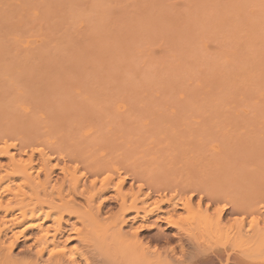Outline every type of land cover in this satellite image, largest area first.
<instances>
[{
  "label": "rangeland",
  "instance_id": "374dc122",
  "mask_svg": "<svg viewBox=\"0 0 264 264\" xmlns=\"http://www.w3.org/2000/svg\"><path fill=\"white\" fill-rule=\"evenodd\" d=\"M30 1L31 2H29V0H21L20 2L19 0H15L14 2L16 5L15 6L14 3H12V1L11 3H9L10 0H0V3H1L0 4L1 5L0 6V14H1L0 16V45H1L0 46V68L3 67L0 69V73L3 72L1 73V75L3 76L0 77V85H1L0 87H2L0 89L1 91L0 92L1 94L0 96V108H1L0 109L1 110L0 111V132H9L13 134L12 136L18 135L19 133L20 137L22 136V134L24 135L25 133H31L33 135H30L29 137L39 138L40 135H37V133L40 134L41 131H43L41 129L44 128V130H46L45 127L48 126V129L50 128V130L53 131V133L51 134L52 136H54V138L51 139L52 137L50 136V138L45 137L42 140L49 139V141L52 143L51 145L52 147L57 148V145L55 144L56 143L58 144L59 142L57 141L58 139H56L55 136H57V138L58 136H60V138H62L61 136H63L65 141H67V143L65 142V144H68L69 147L68 145L64 146L68 148L67 151L64 150L66 148H63L62 147L63 145L59 146L58 144V147L63 149L64 152H67L69 154L70 153L69 150H71V148L72 149L75 148V150L78 151V149L76 148H79V147H81L86 152V154H81V157L83 156V159L85 157V161H87V164L83 163V160H81V162L83 163L81 164L79 163L80 162L79 160H76V159H79L77 155L74 156L76 157L75 159L71 157V155L73 156L74 154L70 153L71 155L69 154V156L71 158L69 159H71V161L68 162V160L66 159L69 157L68 155L66 156L67 153L65 154V153H62V151L60 152L58 151L59 153L56 152L57 153L56 155L55 152H53L54 149L50 148L51 147L50 145L47 146L50 149H52V151L50 152L51 153L53 152L55 154V155H52L53 154L52 153L50 155L49 154L50 152L46 151L48 148L47 147L46 149L44 148L45 153H48V155L47 154L46 155L49 158H51L50 159L51 166H53V164L55 165L56 163H59V168L64 167V166L67 168V166L70 165V167L68 166V168L71 169L76 166V164L74 165V163H77L78 167H80L81 169L80 171H82V169L92 164L91 162L92 160H93V163H95V160L98 162H101L105 158L111 159L114 156L113 162H116V163H114L113 165L117 164V166L119 167V168L117 167L120 172L119 174L122 177L128 176L125 182L126 184L123 187V190L127 192V190L130 191V188H131L133 189V192L136 195H137V191H139L140 202L137 203L139 210L149 211L152 204L156 202V200H158L156 199L158 198V196L154 192L146 198V195L148 194L149 191L155 190L154 189L155 186L151 187V185H149V180L153 181L154 179H157V180L156 182L154 180L153 183H156V184L161 183L168 188L167 190H170L171 192L176 191L178 193V198L180 197L181 199H183L189 196L193 197L192 205L194 207L193 206L192 207L194 210L197 209L196 207L197 201L201 195L199 193L201 191H198V190H202L199 188L203 187L201 186V184L203 183L206 184V182H210L209 191L213 189L215 193L213 192V190L211 192H213L214 194H216V192L219 190V188L216 189V187H219L220 184H222V187H220L221 189L220 191L222 193L224 192L222 195L229 194L230 196L233 194V195H236L235 198L241 197L239 198V199H242L240 200L241 205L236 206L237 208L240 207V210L243 211V208H248V207L252 209L251 206L255 204V200H253V203H252L251 201H249L251 199H249L247 196H251L252 199H257L256 201H258L259 200L258 197H260L261 195V193H258V192L264 191V183H261V181H264L263 179L264 178V118H263L264 116V71L260 70L261 71L260 72L257 70L258 72L261 73V77L263 76V78L260 80L257 79L259 80V82H254V81L250 82V83H254V84L258 83V84L256 85V87H253V88L250 87L252 85H249V86L247 85L248 87H250V90L248 91L246 89H243L242 87L241 88L236 87L238 85H236L235 83H238L239 80L237 82L236 80H234L233 82V84H235L234 86L232 83L230 84L232 80L225 79L226 81H230L229 85H233L231 87L228 86L229 89L226 87V91L228 90L227 92H229L228 93L229 96H228L227 94L224 95L226 91L224 92L223 90L220 89L221 92L223 91L222 93L223 95H222L221 93L217 91L219 89L218 87H215L217 88V90L213 88L214 86H217L215 84L220 83V81H221L220 84L222 85V88L225 87L223 86L224 83L222 82L224 80H222L221 77H218L219 75L217 73H214V75L212 74L211 76L210 74L213 73L216 69H214V71L211 72V68L213 69L214 65L212 66H209V65H211L210 61L213 62L212 60L217 58L216 55L220 54V56L218 55V57L220 60H222L224 58L223 56L225 55L224 53H228L229 51L232 50V53H234L235 51L234 53L235 55L233 54V56L232 55L230 56L229 54L230 57L229 58L226 57L228 58L226 60L230 59L227 62H229L228 65H230V68L228 69L230 70L231 73L230 72L228 73H230V76H231L232 73H237V75L239 74L241 75L242 70L244 73L246 72V70H244L245 68L243 67L246 66L245 65L246 59H249L247 61H250V57L246 56L247 47L245 46L247 45L244 44L245 46H243V44L241 45L239 44L240 47L242 46L244 48H240V51L242 50L243 51L241 53V56L237 57L236 55H240V52L234 49H231V48L236 47V49H238L239 48V47L237 48L238 45H230L232 44L231 42L230 43L228 42L229 45H227L225 44L227 43L226 41L225 42L217 41L215 43V41L213 40H216V37L214 39L213 37L217 36L216 34L221 33V32L215 33V31L217 32L218 30L215 28L219 26L218 24H220L221 21H225V22L228 21L225 19V16L227 15L228 17L230 14H233L230 12V10L233 7H234L233 10H235V14H238L240 12V10H238L239 12H236L237 8H240V7L236 8V6H233L234 4L237 6L240 5L241 7H244L243 4H246L245 5L246 7H244L245 9L242 8V10H244L241 12L243 15H240L241 13L236 15L237 20H239V18L246 19L247 17H248L247 21L249 18L250 20H252L251 17H253L254 13H256L254 15L261 16V13L259 10L260 8L257 9L259 10L260 14L258 13V11L252 10V4L254 5L253 0H249V2L247 0H243L242 1L243 3L241 2V0H194V1L193 0H136V1L135 0H78L76 2L75 0H60L62 2L61 4H59L60 3L59 0H38V1L30 0ZM46 1L48 4H46ZM250 1L252 2V4ZM4 2L5 3L7 2L6 4L12 5L15 7L14 8L7 7L8 5H6ZM39 2H41L42 4L40 5ZM50 2H52L53 4H51ZM78 2H80L79 3L80 6L77 5ZM254 2L255 4L258 3L257 0H255ZM23 3H26V4H23ZM27 3H30V5H28ZM49 3L52 6H54L53 9H51L52 6ZM247 3H250V4H247ZM55 4H57V6H55ZM43 5L45 7L47 6V8H49L50 10L47 8H44ZM255 7H258V6H255ZM21 8H23L24 11ZM25 8H26V12L28 13V16L26 17L29 18L30 16L31 17L36 16L37 18L35 19V21L34 20L30 21L29 19L27 20L25 16H23L24 18L22 17L21 15L22 13L20 14V12L21 11L25 12ZM206 8H208V10H206ZM225 8H226V11L224 10ZM250 8L252 12L249 14H252V15H247L246 11L247 9L250 11ZM44 9L46 10L45 12H44ZM253 9L255 8L253 7ZM72 10L76 14L72 12ZM227 10L229 11V13ZM42 11L44 12L42 13L43 15L41 14ZM188 11L190 12V14ZM46 12H48L49 15H47ZM162 12H165V14L164 13L161 14ZM207 12L209 13V15ZM214 12H216L217 14L221 13L223 15L218 16ZM27 13L26 14L23 13V14L27 15ZM213 13L217 15V20L219 21L214 20L216 19L214 17L212 18L210 17L212 16L211 14ZM19 14L21 15L20 19L18 18ZM31 14H34V15H31ZM70 14H71L70 17L74 19L73 21L68 19L69 18L68 16ZM193 14L195 16L194 21L192 18ZM200 14H202L201 15L202 19H206L204 20L205 23H203V21L201 22L197 21L198 23H196V20L201 19ZM7 15L9 18H6ZM262 15L264 16V14ZM78 16H81V17H78ZM231 16H232L231 21L236 23V21H233L235 20L234 19L235 16L233 15ZM241 16H243V18ZM74 17H76L77 19ZM161 17L167 18L168 20L167 19L160 20ZM197 17L199 19H197ZM218 17H220L221 19ZM2 18H5V19L2 20ZM207 18L209 20H207ZM7 19H9L10 21ZM18 19L19 21H22L21 19L23 20L26 19L27 21L26 22L22 21L23 22L22 24L21 22L20 23L18 22ZM169 19L171 21H169ZM187 19H189V21ZM211 19H213L214 21ZM173 21H175L176 23H174ZM206 21H209V23ZM210 21L211 22L213 21L212 23L214 25L217 24V27L213 26L214 27L213 28L211 26ZM225 22H222L221 24L224 25L223 29H225V32L227 33L226 30L231 29V27L230 25L227 24L228 22L227 23ZM259 22H261V20ZM153 23L158 26L159 24H161V26L159 27L163 29H160L159 27L155 26ZM16 24H20V26ZM208 24H210V27ZM148 25H151V26H148ZM189 25L192 27L193 25L194 27H198V28L193 27L194 29H198V30H200L199 27L201 28L204 25H207L206 27L215 29V31L210 29L211 31L215 33V34L214 33L212 34L209 28H207L209 31L206 29V27H204V29L201 28L203 29V31L201 32H204L203 33L204 35H206L207 33L204 30H207L208 32H210V35H208L209 33L207 34L208 39L204 38V41H200V39H203V38L199 39L198 37L196 38V36L191 38V36L195 35L197 31H193L194 33H192V35H190L189 37H187L188 35L186 36V38H188L187 40H189V38L191 40L185 41L186 44H183L184 42H182V44L180 45L181 46L186 45L189 48L190 44H187V43L194 42L193 45H190V47L193 48V50L189 48V51L191 49V52L197 51L200 54L199 55L198 53H196L198 54L197 55L198 57H197V56H194V52L193 53L189 52L191 54L190 56L191 60L187 59L189 57L187 56L189 53L188 54L183 53V49H173V48H176L177 43H179L182 40L181 37L184 34V31L182 30L186 28L185 26H189ZM250 25L256 28V26H253L252 24ZM220 26H219V28L221 29L220 31H222L223 26L222 27ZM147 27H149L150 29H148ZM11 28H13L14 30H11ZM93 28H94V31H93ZM258 28L262 29V27H258ZM140 29L144 31H141ZM189 30L190 28H188V31ZM188 31L185 30V33ZM257 31H260V30H257ZM201 32L199 33V37L202 36L200 35ZM225 32L223 30V33ZM11 33H15V35H17L18 39L21 42H19V40H16L18 42L14 41L15 39H17V37L13 36L14 37V40H13L12 39L13 34ZM147 33H151V34H147ZM186 34H191V33L189 31V33H186ZM261 34H259L260 38L262 36ZM145 35L146 36L148 35V37H146ZM170 36H173V37H170ZM174 36L177 38L175 39ZM220 36L223 37V36H226V34L224 35L222 34ZM220 36L218 37L221 38ZM186 38H183V39H186ZM206 39H207L206 41L207 45L206 44L203 45V43L198 42L199 43L198 45H203V51L201 50L202 48H196L197 46V44L195 46V43H197L196 40L200 42H205ZM173 43L175 45L174 47H172ZM221 43H224V44L222 45ZM247 43H250V42H247ZM205 45L208 46L210 50L209 49L205 50L204 49ZM224 46H228V47H224ZM224 50H227V51L225 52ZM31 52L34 54L28 55V56L31 57L32 59L27 57V54ZM221 53L224 55H222ZM178 54H185L186 56L185 55L183 56L187 58H184L182 57V55H178ZM172 56L175 58H173ZM192 56L193 58L201 57V63L199 61V64H196L195 61L192 60ZM225 56H227V54ZM236 57H237V60H236ZM170 58L174 59V60L171 59V61L175 63V65L172 64L175 67H173L172 65L170 66L171 68L166 67L172 63V62L171 63L169 62ZM210 58L211 60H209ZM166 59H168V61H166ZM195 60L197 61L198 59L195 58ZM187 61L189 63L192 61V64L194 63L195 65L191 66L192 64L191 63L188 64ZM203 62H206V63H203ZM218 62L219 61H217L216 63ZM162 64H166V65L164 66ZM204 64L207 65L209 70L206 69L207 67L203 68L201 66V65L204 66ZM252 64H254V62H252ZM161 65L162 67H160ZM223 65H226V64H222L221 67H223ZM196 66H200V68ZM252 66H256V65L254 64ZM259 66L262 67L261 65ZM192 67H194L193 70L196 69V71L188 70ZM260 67H256V68H260ZM124 69L126 70L127 73L125 71L124 72L122 71ZM221 69L222 68H220L219 70ZM251 70H253V67ZM4 71L7 72L6 74L8 75H4L5 74ZM189 71H192V72H189ZM115 72H117V74H115ZM121 72L127 74L126 79L128 78L130 79L129 83L118 84L117 81L120 80L119 82H121L122 78L126 80L125 74L122 75ZM205 72L206 73L210 72V73L202 74ZM216 72H219V71L216 70ZM220 73L221 72H219V74ZM223 73L224 72H222V74ZM255 73L258 75L260 74L257 72ZM119 74H121L122 76ZM163 74H164V77H167V75L168 76L170 75L169 78H171L173 76L169 82L165 80V82L169 83V85L170 83L174 85L175 82H178L177 83L178 85H175V87L172 85L171 87L173 88H171L170 90L168 89L170 87L167 86L166 83H164L165 85H163V87L164 86H167V87H166V90H163L161 89L163 88L162 86H159L161 88L152 89L154 85L149 86L150 82L147 85L144 84L146 88L150 87L149 89H152L150 90L151 94L148 91L149 89H146V90L140 89V84L142 87H144L143 82L145 80H149V75L151 77L149 81H151L152 77H155L154 79H156V76L163 75ZM193 74H195V76H193ZM104 75H108V76H104ZM116 75H119V77ZM224 75L227 76L226 73H224ZM102 76L106 78L109 77V79H107L106 81H103L106 79L105 78L100 81L99 79H101ZM110 76L115 81L113 84L109 83L111 84L112 89H115L113 88L114 86L116 88H119L118 87L119 85L121 87L125 86L127 87V89L123 88L122 90L126 89L124 90V92L125 91L126 92L118 93V95H115V96H111L110 94V98L105 99L106 101H104V98L108 97L107 94L112 89L109 88L110 85L108 86L104 85L107 88H105L104 86L102 87L100 85H103L104 83L108 84L107 81L110 80L111 78ZM213 76H214V79H212ZM216 76L219 80L215 78ZM178 77H186V78L183 79V78H178ZM245 77L246 75L244 76V78ZM4 78L8 80V82H5ZM161 78L162 76H159V79ZM169 78L167 80H169ZM235 78H236V75H234V79ZM253 78H256V77H253ZM159 79L157 80L158 82H159ZM215 79L218 81L216 82ZM140 80H143V81L139 82ZM212 80H214L213 81L214 86H211L213 85ZM132 81L134 85L132 84ZM153 81L154 80H152L151 82L153 83ZM162 81H164V79H162ZM162 81H160V84L158 85H161ZM180 81H184L185 84ZM226 81H224L225 82L224 85L227 86ZM1 82L5 83L6 85L2 84ZM99 82L101 83L99 84ZM7 83L9 84L7 85ZM179 83H181L182 85ZM125 84H129V85L126 86ZM243 84H246V83H243ZM99 86L101 88L108 90L109 92L107 93L101 92L104 89L99 91L101 89L99 88ZM199 86L204 87L203 88L204 91L212 87L213 90L214 89L216 90V91L214 90L213 95L219 93L221 94V100L223 98L225 99L223 101H227L228 99L229 100L227 102H224L225 106L223 108L219 107L222 101L221 102L217 101V103L220 105L218 106L213 105L214 106L213 107L211 104H213L214 102L213 100L218 99V98L216 99V97H218V94L215 96H213L212 94L210 95L209 92L213 93L211 90L212 88L205 91L208 93H205L203 92L202 89H200L201 87ZM4 87H6L7 89ZM244 88L246 87L244 86ZM167 89L169 92L167 91ZM242 89L246 90V92L245 91L243 92ZM4 90H7V91H4ZM120 90L118 92H120ZM116 91L117 90H115L114 92ZM165 91L168 93H166ZM194 91L196 92L199 91V92L194 94ZM2 92H4V94H2ZM97 92L98 93L101 92L102 94H104L103 95L104 97L100 95V93L98 94ZM76 94L78 95L76 96ZM230 95H233L232 97L234 96L236 97L231 99ZM64 96L65 97L68 96L66 99H70V103H72L71 106L74 104L73 105L74 109L72 110H75V112L69 111L68 108H70V105H68L67 103L68 101L64 98ZM79 96H81L82 98L87 97L88 100L92 98L91 102L94 103L93 106L95 105L94 109H93V106L91 105L90 106L91 110H89L88 106H86V109L90 111L89 113L85 112L86 111L85 106L82 110L81 109L82 105H86V104L84 103L81 104L84 101L81 102L80 101L81 97ZM223 96H226V97H223ZM62 98H64L65 101H62L61 100ZM95 98L96 100L98 99V101L102 99V101H100L101 104L98 103V101H96ZM88 100H86V102ZM10 101L14 103L11 104L9 103ZM94 101L97 102V104ZM63 102L66 105H63L62 104ZM78 104L81 106H79ZM15 105L16 106L18 105V108H16ZM76 106L77 108H79L80 112L81 110H82V113L85 112L86 116L81 115V113L77 111ZM58 109L62 111H59ZM42 114L45 116H43ZM53 115H55L56 117ZM54 117L56 118V120L53 119ZM45 118H48L49 119L48 121L50 123L54 122L52 126L55 127V129H53L52 126H49L50 123L47 121V119L45 120ZM260 118H263V120ZM73 120H75V122ZM36 121L37 123H35ZM39 121H42L45 123H42ZM72 122L74 124H72ZM46 123H49V124H47L46 126L43 125ZM15 125L17 126L22 125V126L21 128L17 127L16 130L12 129L15 127ZM42 125H43V128H42ZM56 127L60 128V130L62 131L61 134H59L60 130L58 131ZM17 129L23 133H20V132L17 133L16 132L18 131ZM9 130H13V131L15 130L17 134H14L13 131H9ZM54 130H56V132L58 133H55ZM82 131H85V133H82ZM87 132H90L89 133L90 135L86 134ZM42 134H46V133L42 132ZM47 134L49 133L47 132ZM231 135H232L231 138L226 137V136H231ZM24 136L27 137V134H25ZM100 137L104 138L103 139L104 144L103 142L102 144H100L101 142L99 144H96L98 143L96 142V139L97 138L99 139ZM102 138H100L99 140L97 139V140L103 141L101 140ZM54 139L55 141H57L56 143H53L54 141L52 142V140ZM105 139H108V140H105ZM88 141H92L93 143L91 142L90 144V142ZM42 142L44 143V141ZM85 143L87 144V146H85L86 145ZM107 144H109L110 147L116 150L110 149L109 146H107ZM246 144L248 146H246ZM118 145H119V148L117 147ZM95 146H97L98 148L96 149ZM128 147H130L129 150H128ZM135 147L138 149H136ZM95 149L98 151L95 152L96 151ZM111 150L115 151L116 154L112 153ZM134 150L137 152H135ZM180 150L182 151L180 152ZM10 151L17 152V150H13V149H11ZM140 151L145 152V153H139ZM111 153H112V157H110ZM147 154H151V155L149 156ZM63 155H64V159L66 160L60 159L59 156H63ZM117 155H120V156H117ZM53 156L55 157L53 158ZM97 156L104 157V159H101V161H99L100 159L99 157L97 158ZM146 157H150L146 159V161L149 163L148 165H143V163L144 164L146 163L143 161L144 158ZM72 158L75 160L73 161ZM116 158L117 159L119 158V160L115 161ZM148 159L149 160L152 159V161H155L154 163L156 164V166L153 167L154 169L151 168V166H153L151 163L152 161L150 162ZM216 160H218V162H220L221 165L218 164ZM35 161H37V158ZM106 161L111 162L109 160H106ZM214 162H216L215 165L212 164ZM0 164L2 165L1 167H5V165H7L6 157L0 158ZM150 164L151 166H149ZM223 164L226 167H222L224 168L223 170L218 169V167L221 168L220 166H222ZM85 165H88V166H85ZM98 165H101V164H98ZM109 165H112V164L110 163ZM82 166H85V167L82 168ZM212 166H215L214 168L216 170L218 169L217 171L219 172L214 170ZM146 167L148 170H146ZM88 168H87L88 171H91L94 167L92 168L91 166ZM124 168L129 169L128 171L130 174L124 175V173L126 172ZM149 168L152 170H155V173H153V171H151ZM209 169L211 172H209ZM229 169L231 171H229ZM233 171H236L237 173ZM244 171L246 172L250 171L251 173H255V174L258 173L256 174V176L260 175V178L258 179H262V180L261 181L258 180L255 176H253L254 174H252L253 178H251L249 175H246V178H245L244 177L245 175L244 176L241 175V174L246 173ZM150 172H152V175L155 174V177L151 176L154 179L148 177L149 175L146 174V173L150 174ZM216 172H217V175H214ZM53 173L54 174L51 175L52 180L54 179L57 180L59 176L58 169L55 170ZM206 174L208 175L207 177L211 176L210 180H205V179H208L206 178ZM236 174L238 176H235ZM221 175H224V176H221ZM212 176H214L213 179H212ZM231 176L232 177L235 176L233 180L235 182L234 184L236 185H233L235 187V188L232 187L233 190H231L230 188L231 186H227L226 184L227 183L226 181L231 182V180L226 179V177L230 178ZM240 176H242V178ZM218 178H221L222 182H225V183L224 184L216 183L220 180ZM251 179L253 182H251ZM188 181H190V183L193 184L191 185L192 187L188 186L190 189L185 187L186 186L185 183L186 182L188 183ZM215 183H216V186H215ZM237 183H239L238 184L240 185L239 187ZM195 184L199 185V188H197L198 190L190 193L191 192L190 190H192L196 186ZM249 185H252V187L250 188ZM138 186L139 187L141 186V189ZM147 186L153 188L154 190L153 189L149 190ZM214 188L216 189V191ZM243 190L247 191L246 195H245V192H242ZM205 191H202L204 194L201 195V197L203 198L202 204L203 206L207 204L209 205L210 214L215 212V207L217 203L224 204L225 202L227 204V202L233 203L234 201V200L229 201V200H232L233 197H231L228 200H226L225 198V201H222L223 200L222 199L221 200L222 202H218L217 199L218 197H221V196H218L217 194L216 196H214L213 193L207 191L212 194L210 196L209 195L207 196L209 197L212 196L213 198L217 197L216 200L213 199L215 202L217 201V203L212 205L213 202H210L209 200H207L208 199L207 196H205L207 198L204 197V195H206ZM255 191H257L256 193H258V195L254 193ZM250 193H253V194L249 195ZM111 194L112 192L109 191L101 197V199H104L105 201L104 207L102 209L103 213H107L108 211V213L114 214L118 210V206L115 201H112L111 198L105 199V197H108V198L112 197ZM167 194L169 195L170 193L168 192ZM242 195L245 196L246 198L243 197ZM226 197H228V195ZM245 200L249 201L250 203ZM235 201H239V200L235 199ZM232 203L228 204L229 205L228 210H226L224 213V217H223L224 223L226 225L237 224V223L232 222V217L234 216L244 217L243 221L244 223H247L252 217V215L248 214V212L250 211L249 208L247 209L248 212L246 211L238 212L237 210L239 209H237L236 210L237 212H236L232 208V207L236 208L234 206L236 203L235 202H234L235 204H232ZM146 206H147V210H146ZM243 206H248V207H243ZM162 209L165 210L166 207L163 206ZM232 212L235 214H232ZM244 212L247 214H244ZM179 214L184 215L183 211L178 209L177 215ZM132 216L133 214H130L128 217H132ZM256 217L257 219H262L264 217V213H261L260 215L257 214ZM157 218L158 217L155 215L149 216L148 218H146L147 220H145L144 224L157 223L158 221ZM69 221H70L69 223H72L73 219ZM30 237H32V232H26V235H24V237L19 240L15 253L17 251H21V250L23 251L26 249V247L29 245V241H27V239H31ZM140 237L144 240L145 243L148 244V246H150V249L152 250L154 249L155 250H166L172 246L177 247V243L179 241L178 238H181L180 242L181 244H184L182 246L184 247L185 252L189 253L192 251L194 255L195 251L197 250L195 249L196 245L191 244V242L195 243L192 239L190 242V238L186 237L184 234L176 235L175 230L167 229L164 224H160L155 229L146 227V229L140 234ZM199 244H200L199 245L200 249L202 248V246H204L203 247L204 249L208 248L207 246H209L206 242L200 241ZM210 247L213 248V246H210ZM210 251L212 250L208 251L207 249L205 251L207 252V254L208 252L210 253L208 254L209 256L208 260L210 259L214 261H212L213 262L212 263L209 260V261H205L204 263L218 264V262L216 261V259L214 258V256L211 254ZM176 253L178 254V250H176ZM201 258H206V255ZM200 260L202 261V259Z\"/></svg>",
  "mask_w": 264,
  "mask_h": 264
},
{
  "label": "bare ground",
  "instance_id": "6f19581e",
  "mask_svg": "<svg viewBox=\"0 0 264 264\" xmlns=\"http://www.w3.org/2000/svg\"><path fill=\"white\" fill-rule=\"evenodd\" d=\"M11 1H12V3L15 2V0H10L9 3H11ZM19 1L21 2V0H19ZM76 1H78V0H75V2ZM242 1L243 0H241V2ZM247 1L249 2V0H247ZM254 1L255 0H253L254 5L258 6V7H255L252 4V2L250 1L251 4H252V10L258 11V13H259V10H260L261 16L254 15V14H256V13H254L253 17H251L252 20H250V18H249L248 21H247L248 17L246 19L239 18V20H237V18H236V15H238L242 11H244V10H242V8L246 7L245 6L246 4H243L244 7H241L240 5L237 6L235 4L233 5V6H236V8L240 7V8H237V10H236V12H239L238 10H240V12L238 14H235V10H233L234 7L231 10L228 9V10H230L231 13H233V14H230L228 17H227V15L225 16V19L228 20L227 21L228 23L225 22V21H221V23L225 22L228 25H230L231 29L226 30L228 34L225 32V29H223L224 25H222L221 23L218 24L219 26L220 25L223 26V27L222 26H220V27H222V29L224 30L225 33H223V30L220 31L221 29L219 28V26L217 27V24L214 25L212 23L214 20L219 21V20H217V15L218 16H220V15L222 16L223 14H221V13L217 14L216 12H214L217 15H215L213 13V14H211L212 16H210L211 18L212 17L216 18L214 20L211 19L213 21L212 22L210 21V22H211V26L212 27L213 26L217 27V28H215V29H218L217 32L215 31V29H213L214 27L213 28H209L210 24H208L209 27H206L207 25H204V26L201 27L203 29H204V27H206V29L209 28V30L212 29L213 31H215V33H220L221 32L223 35L226 34V36H223V37L220 36V35H222L221 33L220 34H216L217 36L213 37V39L216 37V40H213V41H215V43L217 41H219V42H225L226 41L227 43H225V44H227V45H229L230 42L232 43L230 45H238L237 48L239 47L238 48L239 50L236 49V47L231 48V49H234V50L240 52V55H236L237 57H240L241 53L243 51V50L240 51V48H244L242 46L240 47L241 44H243V46L247 45V46H245V47H247V49L250 47L248 50L246 49V51H247V55L246 56L250 57V61H247L249 59H246V64H245L246 66L243 67V68H245L244 70H246V72L244 73L243 70H242L241 75L240 74L237 75V73H232L231 76H230L231 72L228 69V68H230V65H228L229 62H227V61H229L230 59L229 60H226V59H228L231 55L233 56V54L235 53L234 50H233L234 53H232V50L229 51L228 53H224L225 55L227 54V56L222 54L223 52L221 53L222 55H224L223 56L224 58L222 59L223 62L218 57V55L220 56V54L216 55L217 58L214 59L215 61L214 60H212L213 62L210 61L211 65H209V66L214 65L213 69L211 68V72H213L214 69H216L217 71L221 72L219 74V72H216V70H215L213 73L210 74L211 76H212V74L214 75V73H217L219 75L218 77H221L222 80H224V81H226L228 79L232 80V82L226 81L227 86L224 85L225 82L222 81L224 83V84L222 83L223 86H225L223 88H222V85L220 84L221 81H220V83H216L215 84L217 86H214V84H213L214 80H212V84L213 85H211V86H214L213 88L218 87L219 88L218 90H217V88H215V89L221 94L223 93V91L224 92L226 91V87L228 88V86L229 87H231L233 85L235 86V84L238 85L236 87H239V88L242 87L243 89H246L248 91V90H250V87H252V88L256 87V85L258 84V83L254 84V83H250V82H252V81L259 82V80L263 78V76L261 77V73L260 72L264 71V33H262V32H264V22H262V21H264V16L262 15V14H264V0H262V1L261 0H257L258 3H256V4H255ZM29 2H31V1L29 0ZM52 2H54V1H52ZM52 2H50V3L53 4ZM59 2H60L59 4L62 3L60 0H59ZM79 3L80 2H78L77 5H79ZM23 4H26V3H23ZM27 4L30 5V3H27ZM39 4L41 5L42 3L39 2ZM46 4H48L47 1H46ZM247 4H250V3H247ZM6 5H8V4H6ZM14 5H15V3H14ZM15 6L8 5L7 7L14 8ZM55 6H57V4H55ZM60 6H62V5H60ZM53 7L54 6H52L51 9H53ZM253 7L255 9H253ZM44 8H47V6L46 7L44 6ZM21 9L23 10V8H21ZM47 9H49V8H47ZM257 9H259V10H257ZM49 10H47V11H49ZM206 10H208V8H206ZM224 10L226 11V8ZM23 11L20 12V14L22 13L21 14L22 17L23 16H25V17L28 16V13L26 12V8H25V12H23ZM45 11L46 10L44 9V12ZM220 11H222V10H220ZM248 11L249 10L247 9V11H246L247 15H252V14H249V13L252 12L251 8H250V11L249 12ZM44 12L42 11L41 14L44 13ZM72 12H74V11L72 10ZM23 13L24 14L27 13V15H24ZM163 13L165 14V12H162L161 14H163ZM205 13H206V11H205ZM228 13H229V11H228ZM20 14H19V17H18L19 19L21 17ZM39 14H40V12H39ZM46 14L49 15L48 12H46ZM189 14H190V12H189ZM31 15H34V14H31ZM66 15H68V14H66ZM201 15L202 14H200V17H201ZM208 15H209V13H208ZM231 15L235 16L234 17L235 20H233V21H236V23L231 21V19H232ZM240 15H243V14L241 13ZM240 15H239V17H240ZM0 16H1V14H0ZM70 16H71V14L68 16L69 17L68 19L73 21L74 19L71 18ZM72 16H74V15H72ZM166 16H167V14H166ZM30 17L29 18L26 17L27 20L29 19L30 21H33V20L35 21V19L37 18L36 16H32L31 18ZM33 17H34V19H33ZM78 17H81V16H78ZM241 17L243 18V16H241ZM6 18H9L8 15H7ZM48 18H49V16H48ZM74 18H76V17H74ZM192 18H193V21H194L195 20L194 14H193ZM218 18H220V17H218ZM4 19L5 18H2V20H4ZM19 19H18V22L19 23L21 22L22 24H23L22 21H25V22L27 21L26 19H24V20L21 19L22 21H19ZM162 19H167V18L161 17L160 20H162ZM197 19H199V18L197 17ZM201 19H202V17H201ZM201 19L200 20H196V23H198L197 21H199V22L203 21V23H205L204 20H206V19H202V20ZM256 19L257 20L259 19V20L257 21ZM7 20H9V19H7ZM187 20L189 21V19H187ZM207 20H209V19L207 18ZM260 20H261V22H259ZM169 21H171V20L169 19ZM249 21H251V22H249ZM173 22L176 23L177 20H176V22L175 21H173ZM206 22L209 23V21H206ZM154 23H156V22H154ZM234 24H235V26H234ZM250 24H252L253 26H256V28L262 27V29H259V28L256 29V28L252 27ZM16 25L20 26V24H16ZM169 25H170V23H169ZM148 26H151V25H148ZM155 26L159 27V26H161V24H159V26L158 25H155ZM232 26H234V27H232ZM247 26L250 27V28H248ZM21 27H22V25H21ZM185 27L186 28H184V30H182V31H184V34H183L184 36L182 35V37H181L182 38V40L180 41L181 43L180 42L177 43V47L178 48L176 47V48H173V49H183V53H187L188 54L189 52H191V49L193 50V48H191L190 45H193L194 42L187 43V44H190L189 45V48H191L190 51H189L188 46H186V45H182L181 46L180 44H182V42H184L183 44H186L185 41H190L191 40L190 38H189V40H187L188 38H186V36L188 35L187 37H189L190 35H192V33H194L193 31H197L198 33L196 32V34H198V35L195 34V35L191 36V38L196 36V38L198 37L199 39L203 38V39H200V41H204V38L208 39V35H210V32H208L209 31L208 29H207L208 31L204 30L205 32H207L206 35H204L203 34L204 32H201V31H203V29H201L200 27H199L200 30L194 29V28H198V27H194V25H193L194 28L192 26H190V25L189 26H185ZM187 27L190 28L189 31H190L191 34H186V33H189ZM7 28H8V26H7ZM14 28H16V27H14ZM147 28L150 29L149 27H147ZM160 29H163V28H160ZM11 30H14V29L11 28ZM140 30L144 31L142 29H140ZM185 30H187L188 32L185 33ZM230 30H232V31H230ZM255 30L256 31L260 30V31L256 32ZM93 31H94V28H93ZM213 31H211L212 34L214 33ZM12 32H14V31H12ZM200 32H201L200 35H202V36L199 37V33ZM11 34H13L12 35V39L14 40L13 36L17 37V35H15V33H11ZM147 34H151V33H147ZM259 34L262 35L261 38L259 37ZM218 36H220L221 38H219ZM146 37H148V35ZM170 37H173V36H170ZM176 38L177 37H175V39ZM183 38H186V39H183ZM207 39L205 40V42L197 41L198 40L197 39L196 40L197 43H195V46L197 44L196 48H202L201 50L203 51V45L204 44L207 45V42H206ZM247 39H249V40H247ZM16 40H19L18 37L14 41H16ZM220 40H222V41H220ZM16 42H18V41H16ZM19 42H21V41L19 40ZM198 42L199 43H203V45H198L199 44ZM242 42H244V43H242ZM247 42H250V43H247ZM221 44L223 45L224 43H221ZM206 45L204 47L205 50L209 49L208 46H206ZM174 46L175 45L173 43L172 47H174ZM184 46H186V47H184ZM199 46H201V47H199ZM224 47H228V46H224ZM184 48H186V49H184ZM185 51H187V52H185ZM224 51L226 52L227 50H224ZM193 52L194 51H192L191 53H193ZM196 53H198V52L195 51L194 52V56H197L199 54V53L198 54H196ZM33 54L34 53L31 52V53L27 54V57H29L28 55H33ZM189 54L187 55V56H189L188 58L185 57L186 56L185 54H178V55H182V57L191 60V57H190L191 54L190 55ZM229 54H230V56H229ZM183 55H185V56H183ZM248 55H250V56H248ZM197 57H195L196 59H198L197 61L195 60V58H193V56H192V60L195 61L196 64H199V61L201 63V57H199V58H197ZM226 57H228V58H226ZM237 57H236V60H237ZM29 58H31V57H29ZM173 58H175V57H173ZM173 58H170V60H169L170 63L172 62L171 59H173ZM180 58H181V56H180ZM209 60H211V58ZM166 61H168V59H166ZM217 61H219V62L216 63ZM169 62H168V64H169ZM252 62H254V64L256 66H252V65H254V64H252ZM190 63L192 64V61ZM190 63L188 62V64H190ZM203 63H206V62H203ZM172 64L175 65V63L172 62L171 64H169L166 67L171 68L170 66ZM222 64H226V65H223V67H221ZM162 65L165 66L166 64H162ZM162 65L160 67H162ZM176 65H178V64H176ZM193 65H195V64L193 63L191 66H193ZM259 65H261L262 67H260ZM201 66L203 68L207 67L206 64H204V66L203 65H201ZM173 67H175V66H173ZM196 67L200 68V66H196ZM218 67H220L222 69L219 70L220 68H218ZM252 67H253V70H251ZM256 67H260V68H256ZM1 68H3V67H1ZM193 68L194 67H192V68H190L188 70H193ZM17 69H19V68H17ZM206 69L209 70L208 67ZM257 70L258 71L261 70V71L258 72ZM122 71L126 72L125 69L122 70ZM193 71H196V69L193 70ZM123 72H121L122 75L125 74ZM189 72H192V71H189ZM222 72L226 73V75H227L228 72H230L227 75L229 77L225 76L224 73L222 74ZM255 72L260 73V74L258 75ZM1 73H3V72H1ZM1 73H0V77L3 76V75H1ZM4 73H5L4 75H8V74H6L7 72L4 71ZM208 73H210V72H207V73L205 72V73H202V74H208ZM115 74H117V72H115ZM242 74H244V75H242ZM119 75H121V74H119ZM119 75H116V76L119 77ZM126 75L127 74H125V79H126ZM190 75H192V74H190ZM234 75H236L235 79H234ZM245 75H246V77L244 78ZM104 76H108V75H104ZM104 76H102V78L100 77L101 79H99V78L98 79L101 81L102 79L106 78ZM111 76H112V74H111ZM159 76H162V78L159 79ZM159 76H156V79H154L155 77H152V80H154L153 83H152L151 82L152 80L149 81L150 78H151L150 75H149V80H145L143 82V86L144 87H142L141 84H140V89H145V90L149 89L150 87L146 88L144 84L147 85L150 82L149 86L154 85L152 87V89L161 88L159 86L163 87V85H165L164 83H166L167 86L170 87L168 89L171 90V88H173V87H171L173 84L170 83V85H169V83L165 82V80L169 82L170 79L173 76L171 78H169L170 75L169 76L167 75V77H164V74L163 75H159ZM193 76H195V74H193ZM257 76H259V77H257ZM113 77H115V76H113ZM128 77H130V76H128ZM224 77H226V78H224ZM231 77H233V78H231ZM238 77H240V78H238ZM253 77H256V78H253ZM168 78H169V80H167ZM178 78L185 79L186 77H178ZM215 78H217V76ZM107 79H109V77H107L103 81H106ZM145 79H147V78H145ZM158 79H159V82L157 81ZM162 79H164V81H162ZM212 79H214V76H213ZM257 79H259V80H257ZM129 80H130L129 78L126 79V80H124L122 78L121 82H119L120 80L117 81V82H118V84H120V83L123 84V83H129L130 82ZM143 80H140L139 82H141ZM207 80H205V81H207ZM218 80L215 79L216 82ZM234 80H236V82L239 80V82L233 84ZM109 81H107L108 84H106V83L103 84L102 83L103 85H100V86L103 87L104 85H106V86L110 85L109 88H111L112 87L111 84H113L115 81L113 80L112 77L110 78ZM126 81H128V82H126ZM160 81H162V84L158 85V84H160ZM5 82H8V80L5 79ZM180 82H183L185 84L184 81H180ZM199 82H201V81H199ZM229 82H230V84L232 83L233 85H229ZM1 83L6 85L3 82H1ZM100 83L101 82H99V84ZM109 83H111V84H109ZM177 83L178 82H175L173 86L175 87V85H178ZM243 83H246V84H243ZM8 84L9 83H7V85ZM132 84L134 85L133 81H132ZM179 84H181V83H179ZM125 85L127 86L129 84H125ZM247 85L248 86L252 85V86L248 87ZM100 86H99V88H101ZM167 86H164L161 89L166 90ZM244 86L246 88H244ZM118 87L119 88H116L114 86L113 88H115V89L111 88L112 90L110 92H112V93H110L108 90H106L104 88H101L99 91L104 89L101 92H103V93L104 92H106V93L109 92L107 94L108 97H105L104 101H106L105 99H109L110 98V94H111V96H115V95H118V93H125L126 92V91L124 92V90H126L127 87H125V86L121 87L120 85ZM132 87H134V86H132ZM199 87H201V86H199ZM208 87H210V86H208ZM1 88L2 87H0V89ZM4 88H6V87H4ZM105 88H107V87H105ZM123 88H126V89L122 90ZM203 88L204 87H201L200 89H202L203 92H205V91L211 89L212 87H210L208 89L205 88V89H207L205 91H204ZM213 88L211 89L213 93L209 92L210 95L214 94V90L215 89L213 90ZM247 88H249V89H247ZM152 89L148 90L149 93H150V90H152ZM168 89H167V91H168ZM220 89L223 90V91L221 92ZM234 89H236V88H234ZM115 90H117V91L114 92ZM119 90H120V92H118ZM232 90H233V88H232ZM236 90H238V89H236ZM246 90H243V92L244 91L246 92ZM4 91H7V90H4ZM101 92H99V93H100V95L103 96L104 94H102ZM151 92H153V91H151ZM168 92H166V93H168ZM197 92H199V91H197ZM197 92L194 91V94L197 93ZM226 92L224 93V95L227 94L229 96V94H228L229 92H227V93ZM106 93H105V95H106ZM115 93H117V94H115ZM205 93H208V92H205ZM219 93H217L218 97H216V99L218 98L220 100H218V99L217 100H213L215 103L213 102V104H211V105L212 106L213 105H215V106L217 105L218 106V105L221 104L219 107L223 108L225 106L224 102H227L229 99L227 101H223V100H225L224 98L221 100V94H219ZM2 94H4V92H2ZM78 94H76V96ZM217 94H215V95H217ZM215 95H213V96H215ZM0 96H1V94H0ZM232 96L233 95H230L231 99L236 97V96H234V97H232ZM67 97L64 96L65 99ZM79 97H81V96H79ZM223 97H226V96H223ZM64 98H62L61 100L65 101ZM227 98H229V97H227ZM66 100L68 101L67 102L68 105H70V108H68L69 111H71V112L74 111L75 112V110H72V109H74L73 108L74 104L71 106L72 103H70V99H66ZM78 100H80V99H78ZM86 100H88L87 97L86 98H82L81 97L80 101L81 102L84 101L81 104H83V103L86 104V105H82L81 109L83 110L84 106H85V109H86V106H88V109L91 110L90 106L91 105L93 106V104H94V103L91 102L92 98H90V100H88L87 102H86ZM95 100H96V98H95ZM73 101H74V99H73ZM96 101H98V99ZM100 101H102V99ZM100 101H98V103H100ZM217 101H219V102L222 101V102L220 104H218ZM9 103L13 104L14 102L10 101ZM78 103H80V102H78ZM95 103L97 104V102H95ZM23 104H25V103H23ZM62 104L66 105V104H64V102ZM222 104H224V105H222ZM2 105H4V104H2ZM12 106H14V105H12ZM79 106H81V105H79ZM98 106H99V104H98ZM94 107H95V105L93 106V109H94ZM16 108H18V105L16 106ZM76 108H77V106H76ZM88 109H86L85 112L89 113L90 111ZM58 110L62 111L60 109H58ZM82 110L80 112L79 108H77V111L80 112L81 115H85V112L82 113ZM43 116H45V115H43ZM53 116H55V115H53ZM55 117L53 118L54 120H56ZM38 118H39V116H38ZM263 118H264V116H263ZM263 118H260V119L263 120ZM46 119H47V121L49 120L48 118H45V120ZM50 120H52V119H50ZM54 120H52V121H54ZM37 121L35 123H37ZM73 121L75 122V120H73ZM39 122H42V121H39ZM42 123H45V122H42ZM49 123H46V124H43V125L46 126ZM53 123H50L49 126H52ZM72 124H74V123L72 122ZM43 125H42V128H43ZM21 126L22 125H20V126L15 125V127L12 128V129L16 130L17 127L21 128ZM56 128L58 129V131L60 130L59 127H56ZM45 129L46 130H44V128L41 129L43 131H41L40 134L37 133V135H40L39 138L38 137H36V138L29 137L30 135H33V134L25 133V132L24 133L27 134V137L24 136L25 134L24 135L22 134V136L20 137L19 136L20 134L18 132H20V133H23V132L19 131L18 129H17L18 131H16L18 133V135H15L16 137L12 136L13 134H11L9 132H0V158L1 157H6V160H7V165H5V167H1L2 165L0 164V264H74V261H75V264H81L82 261H88V260L94 261L95 264H180V261L177 260V257L181 255V252H183V254L185 256V259L187 261H197V262H199V264H206L204 262L210 260V259L208 260V257H209L208 254H210V253L208 252V254H207V252H205L207 249H208V251L212 250L210 252L214 256V258L216 259L218 264H222V262H223V264H228L229 261H231V264H264V217L262 219H257L256 222L254 224H252L250 228H249V223L251 222V219L247 223H244V221H242V222L237 223V224L226 225L224 223V219H223L225 212L216 213V211H215V212L210 214L209 213V205L206 203L207 205L203 206V204H202L201 195L204 194L202 191H205V190L209 191L210 182H206V184L203 183L205 185L201 184V186H203L201 188H199V185L195 184L198 187H196V186L194 187L193 186L194 188L192 190H190L191 191L190 193H192L193 191H197L198 190L197 188L202 189V190H198V191H201V192H199L201 195H200V197H199V199L197 201V205H196L197 209L194 210L193 209L194 206L192 205V199L188 200L187 198H183V199H181L180 197L178 198V193L176 191L175 192L172 191L173 192L172 193L170 190H167L168 188L166 186H164L163 184H161V183H159V184L158 183L157 184L153 183V181L155 180V182H156L157 179H154L151 176L155 177V174L152 175V172H150V174L146 173L147 175H149L148 177L154 179L153 181L149 180V185H151V187L155 186L154 187L155 190L153 188L147 186V188L149 190L153 189L154 191H149L148 194L146 195V198L148 196H150L154 192L158 196V198H156L158 200H156V202H154V203H158V207L155 210H153L152 206H151L149 211L139 210V207L137 205V203L140 202V200H139V196H140L139 195V191H137V195H136L133 192V189H131V188H130V191L127 190V192H125L123 190V187L126 184L125 182H126L128 176L125 177L123 184H121L119 188L116 187V184L114 182L115 180H118V179H120L122 177L119 174L120 172H119V169H118L119 167L117 166V164L113 165L116 162H113L114 161V158H113L114 156L112 157V153H115V151H112V150H116V149L110 147L109 144H107V146H109V148L112 149L111 150L112 153H111V156H110L112 158L111 159H106L105 158V159L109 160L111 162L106 161L104 159V157L97 156V158L99 157V159H100V160L99 159H97V160L101 161V159H104L106 162L104 160H102L101 162H98V161L95 160V163H93V160L91 159L92 160L91 161L92 164L90 163L91 164L90 166L85 165V166H88V167L92 166V168L94 167L91 171H88V169H90V168L85 167V166H82V168L83 167H85V168L82 169V171H80L81 169H80V167H78L77 163H74V165L76 164V166L74 168H71V169L68 168V166L70 167V165H68L67 168L65 166L59 168V163H56L55 165L53 164V166H51V163H50V159L51 158H49L47 156L48 153H45L44 148L46 149L47 146H49V145L51 146L52 143L49 141V139H47V140L46 139L42 140V139H44L45 137L50 138V136L52 137L51 139H53L54 136H52L51 133H53V131L50 130V128L48 129V126H46ZM53 129H55V127H53ZM15 130L14 131L13 130H9V131H13L14 134H17L15 132ZM42 132L46 133V134H42ZM47 132L49 134H47ZM54 132L58 133V132H56V130H54ZM61 133H62V131L60 130L59 134H61ZM82 133H85V131H82ZM89 133L90 132H87L86 134L90 135ZM42 135H44V136H42ZM61 137L62 138H60V136H58V138H57V136H55V138L58 139L57 141H59L58 142L59 146L63 145L62 147L66 148L64 150L67 151L68 148L64 147V146L68 145V144H65V142L67 143V141H65L63 136H61ZM226 137H228V138L230 137L231 138L232 135L231 136H226ZM100 138H102V137H100ZM97 139H96V142H98V143H96V144H99L100 142H101L100 144H102V142L104 144V140H103L104 138L101 139L103 141H98L99 139L98 140ZM105 140H108V139H105ZM42 141H44V143ZM57 141H55V139L52 140L53 143H56ZM92 141H94V140H92ZM92 141H88V142H90V144H91ZM231 141H232V139H231ZM43 144H45V145H43ZM58 144L57 143L55 144V145H57V148H54L52 146L50 148L54 149L53 152H55L56 155L60 151H62V153L66 154L67 152H64L63 149L59 148ZM85 146H87V144ZM246 146H248V145L246 144ZM68 147H69V145H68ZM95 147H96V149L98 148L97 146H95ZM117 147L119 148V145ZM120 147H122V146H120ZM136 147H138V146H136ZM47 148L48 149L46 151H48V152L52 151V149H50L49 147H47ZM129 148L130 147H128V150H129ZM11 149L17 150V152H11L10 151ZM36 149H42V151H36ZM76 149H78V151L75 150V148H73V149L71 148V150H69V152L71 154L72 153L74 154L72 156L69 153L71 155V157L76 159V157H74V156L77 155V157L79 159H76V160L80 161V162L79 161H77V162H79L81 164H83V163L87 164V161H85V157H84V159H83V156L81 157V154H86V152L81 147L76 148ZM79 149H81V150H79ZM125 149H126V147H125ZM136 149H138V148H136ZM97 151L98 150H96L95 152H97ZM181 151L182 150H180V152ZM219 151H220V149H219ZM135 152H137V151H135ZM52 153L50 152L49 154L51 155ZM139 153H145V152L140 151ZM147 153H149V152H147ZM55 154L53 153L52 155H55ZM69 154L67 153L66 156L67 155L69 156ZM109 155H110V153H109ZM134 155H133V157H134ZM147 155L150 156L151 154H147ZM117 156H120V155H117ZM54 157L55 156H53V158ZM59 157H60L61 160H66L67 159L68 162L71 161V159H69V158H71L70 156L68 158H66V159H64V155L63 156H59ZM110 157H108V158H110ZM36 158H37V161H35ZM73 158H72V160L74 161L75 159H73ZM147 158H150V157L144 158L143 161L146 162V163L145 164L143 163V165H148L149 162L146 161ZM81 160H83V163L81 162ZM118 160H119V158L118 159L116 158L115 161H118ZM149 161L151 162L152 159H150ZM35 162H37V163H35ZM154 162L155 161L151 162L153 166H151V164L149 165V166H151L152 169H154L153 167L156 166V164ZM216 162H218V160H216ZM216 162H214L212 164L215 165ZM110 163L112 165H109ZM98 164H101V165H98ZM218 164L221 165L220 162H218ZM212 167H213L214 170H216L214 168L215 166H212ZM220 167L222 168V167H226V166H224V164H223ZM227 167H229V166H227ZM126 168H128V167H126ZM126 168H124L125 171H126L124 173V175L130 174L129 171H128L129 169H126ZM221 168L218 167V169H220V170L224 169V168H222V169ZM54 169L55 170L58 169V171H59V174H58L59 176H58L57 180L56 179L52 180V178H51V175L54 174L53 173L55 171ZM152 169H150V170L153 171V173H155V170H152ZM230 169H229V171H231ZM146 170H148L147 167H146ZM209 172H211L210 169H209ZM217 172H219V171H217ZM217 172L214 175H217ZM233 172H236V171H233ZM244 172H246V171H244ZM249 172L250 171H247L246 173L241 174V175L242 176L245 175L244 176L245 178H246V175H249L251 178H253V176H255L257 179L260 178V175L256 176V174H258V173L255 174V173H251V172L249 173ZM81 173H83V175H81ZM221 174H222V172H221ZM252 174H254V175L252 176ZM105 175H109L111 178H110L109 181H107L103 185H101L99 181ZM207 176L208 175L206 174V178H208V179H205V180H210L211 176L210 177H207ZM221 176H224V175H221ZM235 176H238V175L236 174ZM235 176H233V177L231 176L230 178L226 177V179H228V180L230 179L231 180V182L230 181H226L227 182L226 183L227 186H231L230 187L231 190H233L232 189V187H234L233 185H236V184H234L235 182L233 180ZM242 176H240V177L242 178ZM213 177L214 176H212V179H213ZM240 177H239V179H240ZM93 179L97 180V183L95 185L92 184V180ZM218 179H220V180L218 182H216V183H219V184L220 183H223V184L225 183V182H222L221 178H218ZM258 180L261 181L262 179H258ZM157 182H159V181H157ZM251 182H253L252 179H251ZM151 183H153V184H151ZM216 183H215V186H216ZM261 183H264V181H261ZM238 184L239 183H237V185ZM185 185H186L185 186L186 188H189V187H192L191 185H193V184H191L190 181H188V183L186 182ZM239 186L240 185H238V187ZM131 187H133V186H131ZM138 187H136V188H138ZM220 187H222V184H220L219 187H216V189L219 188V190L216 192V194L218 196H221L222 198L218 197V199H217V197H214V198L212 196L209 197L210 195H212L211 193L214 192L213 189H212L213 192H211L212 190L209 191L211 193L205 191L206 195H204V197L209 195V196H207L208 197L207 200H209L210 202H213L212 205L217 203V201L215 202L213 199H215V200L217 199L218 202H222V201H225V198H226V200H228L231 197H233V198H232V200H229V201H233L234 200L233 203L232 202L231 203L232 204L236 203L234 205L235 207L238 206V205H241V201L240 200H242V199H239L241 197L235 198L236 195H233V194L230 195V196H229V194L222 195L224 192L222 193L220 191L221 190ZM249 187L251 188L252 185H249ZM139 188L141 189V186ZM216 189H215V191H216ZM222 190H224V189H222ZM109 191L112 192V194H111L112 197H109V198H111L112 201H115L117 206H118V210L114 214L108 213V211H107V213H103L102 212V209L104 207L105 201H104V203H101L100 202L101 201V197L105 193H107ZM168 192L170 193L169 195L167 194ZM219 192H221V193H219ZM242 192H245V195H246L247 191L243 190ZM242 192H241V194H242ZM256 192L257 191L254 192L256 195H258V193H261L260 197H258L259 198L258 201H256L257 199H252L251 196H247L249 199H251V200H249V199L248 200L251 201L252 203H253V200H255V204L253 206H251L252 209H250L248 207L249 204H248V206H243V207H248L249 210H250L248 212L247 211L248 208H243V211L248 212V214L252 215V216H256L257 214L260 215L261 213H264V201H263L264 200V193H263L264 191L263 192L259 191L258 193H256ZM216 194H214V196H216ZM251 194H253V193H250L249 195H251ZM227 195H228V197H226ZM252 196H254V195H252ZM207 197H205V198H207ZM243 197H245V196H243ZM235 199H237L239 201H235ZM245 201H247V200H245ZM249 201H247V202H249ZM238 202H240V203H238ZM231 203L227 202V205L231 204ZM224 204H225V202H224ZM250 205H252V204H250ZM163 206L166 207L165 210L162 209ZM232 208L234 209V211H236L237 209L240 210V207H238V208L237 207L236 208L232 207ZM178 209L182 210L184 215L189 216L188 220L180 222L183 225V231H181L180 228L176 227L175 224L169 225L166 222H164L163 219H162L163 217H166L168 215H173L174 217L180 216L181 214L177 215V210ZM244 209H246V210H244ZM226 210H228V208ZM239 210H237V211L238 212H243L242 210H240V211ZM233 212H232V214H235ZM130 214H133V216L132 217H128ZM244 214H247V213L244 212ZM153 215L157 216L158 217L157 218L158 221H161V224H164L167 229L175 230L176 231V235L184 234L186 237L190 238V242H191V239H192L195 243L191 242V244H195L196 245V246L195 245L194 246H195V249H197L196 250L197 253H199V254H197L195 250H194L195 251L194 255H193L192 251L189 252L190 254L185 252L184 251L185 249L182 246L184 244H181V242H180L181 238H178L179 241L177 243V247L172 246V247H170V248H168L166 250H155V251L150 249V246H148V244L145 243L144 240L140 237V234L146 229V227L143 228L139 233H136L135 235H133L132 229L134 227H137V226L141 225V224H144L145 220H147L146 218H148L149 216H153ZM259 217H261V216H259ZM71 219H73V222L69 223L70 222L69 220H71ZM73 225H76L77 227H79L81 229V231L79 233L73 232L72 231V226ZM26 232H32V237H30L31 239H27V241H29V245L26 247L25 250L17 251L15 253V250H16L17 244L19 243V240L21 238H23L24 235H26ZM69 234L74 236L75 239L69 240ZM200 241L201 242H206L209 245V246H207L208 248L204 249L203 248L204 246H202V248H201L202 250H201L200 246H199L200 245L199 244ZM10 244H11V247H9ZM210 246H213V248H211ZM58 247L59 248H63L64 251L55 253V254H53L51 256L48 255L49 252H51L54 248H58ZM37 249H40V251L37 252ZM192 249H194V248H192ZM176 250H178V254L176 253ZM205 255H206V258H201V257H204ZM200 259H202V261ZM205 259H207V260H205ZM210 261L212 262L214 260H210Z\"/></svg>",
  "mask_w": 264,
  "mask_h": 264
},
{
  "label": "snow or ice",
  "instance_id": "6c2138e0",
  "mask_svg": "<svg viewBox=\"0 0 264 264\" xmlns=\"http://www.w3.org/2000/svg\"><path fill=\"white\" fill-rule=\"evenodd\" d=\"M36 151H42V149H36ZM81 175H83V173H81ZM110 176L109 175H105L102 179H100V184L103 185L105 182L109 181L110 180ZM124 179L125 177H121L120 179L118 180H115V184H116V187L119 188L121 184H123L124 182ZM97 183V180L96 179H93L92 180V184L95 185ZM105 199H110L108 197H105ZM188 200H191L192 197L189 196L187 197ZM201 199H203L201 197ZM101 203H104V199H101L100 201ZM158 207V203H154L152 205V209L155 210L156 208ZM228 208V205L225 203V204H217L216 207H215V211L216 213H222V212H225V210ZM146 210H147V206H146ZM164 222H166L167 224L169 225H172V224H175L176 227L180 228L181 231H183V225L180 223L181 221H186L189 219V216L187 215H180L178 217H174L173 215H168L166 217H163L162 218ZM244 220V217L242 216H234L232 217V222L233 223H239L241 221ZM257 220V217L256 216H252L251 217V222L249 223V228L251 227L252 224H254ZM161 224V221H157V223H154V224H141L137 227H134L132 229V233L133 235H135L136 233H139L143 228L145 227H149V228H153L155 229L157 226H159ZM72 231L75 232V233H79L81 231V229L79 227H77L76 225H73L72 226ZM72 239H75L74 236H72L71 234H69V240H72ZM9 247H11V244L9 245ZM40 249H37V252H39ZM64 249L63 248H54L51 252L48 253L49 256L55 254V253H58V252H63ZM155 251V249H154ZM177 260L180 261V264H199V262L197 261H187L185 259V256L183 254V252H181V255L177 257ZM74 264H75V261H74ZM81 264H95L94 261H91V260H88V261H82ZM223 264V262H222ZM228 264H231V261L228 262Z\"/></svg>",
  "mask_w": 264,
  "mask_h": 264
}]
</instances>
